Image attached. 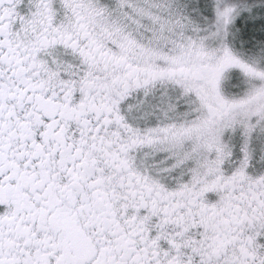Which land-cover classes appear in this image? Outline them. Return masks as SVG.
Returning <instances> with one entry per match:
<instances>
[{
  "label": "snow or ice",
  "instance_id": "1",
  "mask_svg": "<svg viewBox=\"0 0 264 264\" xmlns=\"http://www.w3.org/2000/svg\"><path fill=\"white\" fill-rule=\"evenodd\" d=\"M0 264H264V0H0Z\"/></svg>",
  "mask_w": 264,
  "mask_h": 264
}]
</instances>
